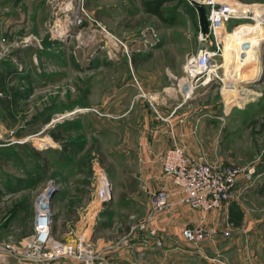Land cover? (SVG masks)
<instances>
[{"label":"rangeland","instance_id":"obj_1","mask_svg":"<svg viewBox=\"0 0 264 264\" xmlns=\"http://www.w3.org/2000/svg\"><path fill=\"white\" fill-rule=\"evenodd\" d=\"M242 1L264 6V0ZM162 7L165 16L173 12L171 21L145 11L140 0H0L4 49L0 62L10 74L9 83L19 90L33 89L23 104L36 114L34 127L16 129L17 135H28L22 142L2 144L6 135L1 128L0 241L11 242L7 236L15 237L26 227L22 218L11 215L12 206L32 203L35 194L47 187L53 236L68 241L82 233L97 255L92 264H264V41L249 50L256 58H244L241 50L245 35L264 36V25L257 18L230 23V27L238 24L223 35L218 77L200 87L192 100L206 123L203 139L210 155L206 161L253 166L251 178L238 180L234 197L220 208L205 211L211 216L207 225L214 230L211 241L188 242L180 229L176 237H167L163 235L167 230L136 224L147 214L146 204L155 189L147 191L125 173L131 162L116 143L132 139L133 116L128 115L126 123L116 117L118 93L137 91L135 80L144 90L159 71L173 88L174 63L182 62L198 44L197 10L191 11L182 0L166 1ZM76 13L82 14L81 23H67ZM100 25L125 42L128 56L111 41L104 43L97 30ZM238 74L244 79H233ZM173 75H182V70ZM58 106L60 112L52 113ZM44 113L49 120L42 129ZM59 123H68L65 139L81 143L80 149L58 154L60 142L47 129ZM32 148L39 153L34 155ZM100 169L111 182V196L102 208L107 212L105 223L93 227L83 212ZM230 204L242 211L238 225L226 219ZM15 221L18 225H11ZM228 227L226 235L223 230ZM99 233L107 240L104 247L95 243ZM44 264L82 262L64 257Z\"/></svg>","mask_w":264,"mask_h":264},{"label":"built area","instance_id":"obj_2","mask_svg":"<svg viewBox=\"0 0 264 264\" xmlns=\"http://www.w3.org/2000/svg\"><path fill=\"white\" fill-rule=\"evenodd\" d=\"M185 1L195 10L198 5L206 7L207 25L204 31L200 27L197 28L198 44L194 50L185 54L181 65L182 75H171L170 84L173 88L176 86L175 89L180 92L182 99L191 97L198 87H202L218 77L217 68L219 60H222L223 57V35L238 24H233L230 27V23L257 18L258 23L261 26L264 25V6H260V4H249L242 0ZM64 10H68V8L66 7ZM83 13L87 15L85 11ZM82 17V14L76 13L68 19L67 23L79 24ZM87 17L89 18V15ZM97 30L102 33L103 38L105 37L104 43L111 41V44L117 45L128 56L127 46L123 40L109 32L104 26L100 25ZM261 39L264 41V36ZM3 51L4 49L0 45V55ZM111 51V48L106 47L107 54H111ZM135 82L138 94L145 96L140 85L136 80ZM1 95L0 87V97ZM147 100L156 112L153 106L154 102L152 103L154 97L149 96ZM4 130L6 137L2 144L19 143L28 138V135H17L16 127ZM42 143L45 145L47 142ZM160 166L162 171L168 175L170 187H160L151 192L148 212L138 220L136 223L138 227H145L156 212L167 210L175 205L183 204L204 212L217 210L234 197L233 188L238 180L241 178L249 180L254 172L253 166L216 165L210 164L204 159H194L185 153L180 144H173L161 152ZM47 195V187H43L35 194L32 202L33 219L30 231L16 238L9 234L6 240H11V242L0 241V264L4 263L7 258L12 259L14 264H44L64 257H73L81 261L82 264L93 263V259L97 255L91 247V249L88 248L87 237L82 233L68 241L53 236L51 210L48 206ZM110 196L111 182L105 172L100 169L94 174L91 196L84 205L83 217L89 220L92 214L95 215L98 210L103 208L104 202ZM92 204H96V206H92V210L89 212L88 208ZM85 212L88 213L87 216ZM226 225L228 226L230 223L226 222ZM213 231L209 225L199 222L194 225L181 226L180 235L188 242L199 243L211 241L214 235ZM223 231L228 235L229 227Z\"/></svg>","mask_w":264,"mask_h":264},{"label":"crops","instance_id":"obj_3","mask_svg":"<svg viewBox=\"0 0 264 264\" xmlns=\"http://www.w3.org/2000/svg\"><path fill=\"white\" fill-rule=\"evenodd\" d=\"M182 62L178 61L174 63L175 73L181 71ZM5 69L6 67L0 62V73H6L7 70L5 71ZM16 72L13 71L14 75H16ZM159 72L160 74L156 75V79L154 76L148 80L144 90L141 88L145 96L139 95L138 90L124 92V94L126 93V100L121 101V97L124 94L119 92L115 102L117 105V118L123 122L125 120L126 123V117L130 114L133 116L131 125L134 131L132 139L127 140L123 138L122 141L119 139L116 143L118 150H120V147L125 157L131 162V168L128 171L126 170L125 173L136 177L138 182L143 184V187L147 191L160 187H170L168 175L162 171L160 166V154L165 148L171 147L173 144H180L183 146L185 153L194 159L207 160L210 158V155H207L206 151L208 148H206V143L203 139V130L206 128V123L202 118L203 113H198V108L195 109L192 103L193 97L200 93L201 88H197L193 96L191 95V98L182 99L178 90L167 86L168 76H165L162 71ZM6 77L5 88L8 84H11ZM32 90L27 88L26 95H23L16 105H10L9 107H7L8 105L5 100H2V97H0L1 128L16 127V129H21L23 127L30 130L31 124L34 127L36 114L32 115L31 107L29 105L27 107L26 103L23 104V102L30 99L33 93ZM3 92L4 95L7 93V91ZM149 96L154 97L152 103L154 102L153 106L156 112L147 100ZM25 106L26 109L24 108ZM55 112H60L59 106L52 109V113ZM106 112L108 115H113L109 111ZM45 123L47 121L42 122L39 128H45L47 126ZM127 125L128 121L125 126ZM22 133H25V130ZM148 202L146 205H149ZM19 205L22 206L24 204L21 203ZM24 206L25 209H22L20 213H18L19 210L17 209L15 219L18 217L22 218L25 221L26 227L18 231L15 237L25 234L31 229L33 219L32 203L30 201L29 203L26 202ZM92 206L95 207L96 204H92L88 208L89 212L92 210ZM87 212H85L86 216ZM207 213L192 209L187 205H175L167 210L156 212L152 219L146 223V226L148 229L158 228L160 231L167 230V232H163L164 236L176 237L177 234L175 232L185 224L194 225L202 222L207 225L211 221V216ZM103 215L105 216L104 212L102 213V209H100L95 215L92 214L89 217V220L94 223L93 227L96 224H100V221L104 219ZM11 225L17 226L18 223L15 221ZM61 233H64V231ZM94 240L96 245H100L101 247H104L107 241L100 233L96 235ZM2 264H14V261L7 258Z\"/></svg>","mask_w":264,"mask_h":264},{"label":"trees","instance_id":"obj_4","mask_svg":"<svg viewBox=\"0 0 264 264\" xmlns=\"http://www.w3.org/2000/svg\"><path fill=\"white\" fill-rule=\"evenodd\" d=\"M170 0H140L142 7L145 11L154 14L156 17H158L160 20H169L171 21L173 19V12L170 13L169 16L164 15L165 9H163L162 5ZM184 3H187L185 0H182ZM188 4V3H187ZM191 8V11L194 12V7L192 5H189ZM197 13V27H200L203 31L206 30L207 20H206V13L207 9L203 5H198L196 7ZM240 30L238 31V33ZM9 74V72H6L4 74L0 73V87L3 91H7L5 95L2 96V100L4 99L7 103V107L10 105H16L17 101L21 99L23 95H26L25 89L19 90V88L16 85L8 84L5 88V77ZM10 77V74L8 75ZM36 119V118H35ZM49 120V116L43 117L41 120L43 123ZM70 124V122H68ZM68 123H59L55 126H52L51 128L47 129L48 134L51 136L52 139L60 142V150L58 154L61 153L64 155L65 152H74L82 147L81 143L75 142L73 140L65 139V132L69 129V126H67ZM9 145V144H6ZM31 152L36 155L39 153V150L32 148ZM106 202V201H105ZM104 202V204H105ZM19 204H21L19 202ZM18 203L14 204L12 206L11 215L15 216L17 209L21 205ZM107 213L106 210H102V213ZM226 219L228 222H230L232 225H238L242 219V211L241 209L236 206L235 204H230L227 208V216ZM101 224L105 223L104 221H100ZM23 235V234H22ZM21 236V235H20ZM19 237V236H18Z\"/></svg>","mask_w":264,"mask_h":264},{"label":"bare ground","instance_id":"obj_5","mask_svg":"<svg viewBox=\"0 0 264 264\" xmlns=\"http://www.w3.org/2000/svg\"><path fill=\"white\" fill-rule=\"evenodd\" d=\"M224 34H225V33H224ZM261 38H263V34H262V33L260 34V36H257V35H254V36L245 35V37H244V41H245V42H244V44H243V46H242V48H241L244 58H246V57L249 56V55H251V58H253V57L255 56V55H254L251 51H249V50L256 48V46L259 44V41H260ZM254 58H256V57H254ZM249 59H250V58H249ZM246 60H248V58H247ZM248 61H249V60H248ZM256 72H257V71H256ZM239 76H240V75L238 74L237 76H234L233 79L236 78L238 81L244 79L243 76H241V77H239ZM77 110H78V109H77ZM74 111H76V109L73 110L72 112H74ZM69 113H71V112L64 113V114H62V115H66V114H69Z\"/></svg>","mask_w":264,"mask_h":264}]
</instances>
